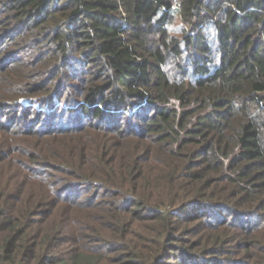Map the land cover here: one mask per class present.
<instances>
[{
  "label": "trees",
  "instance_id": "trees-1",
  "mask_svg": "<svg viewBox=\"0 0 264 264\" xmlns=\"http://www.w3.org/2000/svg\"><path fill=\"white\" fill-rule=\"evenodd\" d=\"M0 264H264V0H0Z\"/></svg>",
  "mask_w": 264,
  "mask_h": 264
},
{
  "label": "rangeland",
  "instance_id": "rangeland-1",
  "mask_svg": "<svg viewBox=\"0 0 264 264\" xmlns=\"http://www.w3.org/2000/svg\"><path fill=\"white\" fill-rule=\"evenodd\" d=\"M15 59H20V57L18 56V55H13V54H10V55H5L4 57H3V62H7V61H11V60H15ZM25 59V58H24ZM36 106L35 105H33V106H28L26 109H25V114L23 113V111H24V109H20L19 108V113L17 114V117H15L16 118V122L13 124V126H19V125H21V123L23 124L24 122H23V120L24 119H22V118H20V116L21 115H26L25 117H23V118H26L25 120V122H27V124H29L30 122H33V115H34V113H35V111H36ZM6 115V114H5ZM8 118V114H7V116H6V118L5 119H7ZM36 118V117H35ZM14 119V117H12L11 119L9 118V120L8 121H6V122H10V121H12ZM37 119V118H36ZM38 120V119H37Z\"/></svg>",
  "mask_w": 264,
  "mask_h": 264
}]
</instances>
